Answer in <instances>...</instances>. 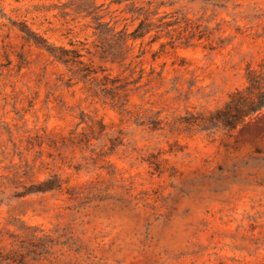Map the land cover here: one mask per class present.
<instances>
[{"label": "rangeland", "instance_id": "obj_1", "mask_svg": "<svg viewBox=\"0 0 264 264\" xmlns=\"http://www.w3.org/2000/svg\"><path fill=\"white\" fill-rule=\"evenodd\" d=\"M263 62L264 0H0V264H264Z\"/></svg>", "mask_w": 264, "mask_h": 264}, {"label": "trees", "instance_id": "obj_2", "mask_svg": "<svg viewBox=\"0 0 264 264\" xmlns=\"http://www.w3.org/2000/svg\"><path fill=\"white\" fill-rule=\"evenodd\" d=\"M144 28L143 23H140L133 34V38L143 37L145 34ZM25 33L28 39L34 40L35 44L45 47L57 61L70 66L75 64L83 65L80 71L83 72L86 77L90 75L91 72L86 65L83 64L82 61H76L80 58V55L76 52L66 51L60 47H47L44 40L40 41V39H36L29 31H25ZM246 78L248 83L246 88L244 90H236L232 93L229 102H227L223 109L210 114L207 118V126H222L228 129H236L239 125L243 124L247 118H250L264 108V62L260 66V70L248 67Z\"/></svg>", "mask_w": 264, "mask_h": 264}]
</instances>
